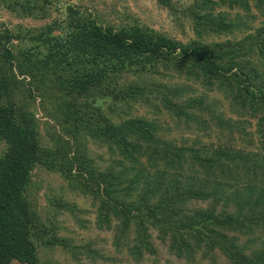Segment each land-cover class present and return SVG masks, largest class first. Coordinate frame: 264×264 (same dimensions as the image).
Returning a JSON list of instances; mask_svg holds the SVG:
<instances>
[{"label": "trees", "instance_id": "16d2710c", "mask_svg": "<svg viewBox=\"0 0 264 264\" xmlns=\"http://www.w3.org/2000/svg\"><path fill=\"white\" fill-rule=\"evenodd\" d=\"M154 1L172 22L179 15L188 20L195 38L182 43L136 21L102 25L54 0L59 16L42 27L12 31L0 22V264H42L38 247H66L27 200L35 166L97 202L96 227L112 230L114 246L124 245L135 262L155 253L152 229L170 254L188 262L196 252L206 258L216 250L229 264H264V242L258 249L238 242L240 235L264 236V0H191L181 9ZM13 5L41 19L52 3L15 0L5 8L12 13ZM234 10L243 15L232 16ZM221 36L231 38L202 42ZM127 76L134 79L125 82ZM172 76L221 93L255 121L257 144L243 140L245 151L218 140L177 145L159 136L153 121L126 116L113 124L105 114L150 99L186 126L205 130V113L219 128L245 131L214 116L204 96L153 80ZM36 98L41 108L53 103L45 113L72 142L57 134L41 148L28 106ZM77 135L103 145L111 164L97 168ZM208 200L206 208H188Z\"/></svg>", "mask_w": 264, "mask_h": 264}, {"label": "rangeland", "instance_id": "374dc122", "mask_svg": "<svg viewBox=\"0 0 264 264\" xmlns=\"http://www.w3.org/2000/svg\"><path fill=\"white\" fill-rule=\"evenodd\" d=\"M52 5L46 11L44 18L38 19L25 17L21 14L18 7L10 13L5 7H10L15 0H0V21L9 30L26 31L30 28H39L53 21V18L59 16L53 10ZM59 6L66 4L76 6L86 14L95 16L102 25L122 26L136 21L138 25L148 29L158 31L169 37L186 43L194 39L191 25L183 16L179 15L176 23L172 22L169 12L158 6L154 0H54ZM173 6L181 9L191 0H171ZM232 16L241 17V11H230ZM262 21V20H261ZM260 21L254 23L258 26ZM229 37H209L203 39V43L221 41L230 39ZM15 44V42H13ZM157 83H163L168 86H183L191 91L187 96H204L206 102L211 105L213 115L220 116L223 120H230L236 123L238 127L242 125L244 130L233 129L229 132L227 128H219L205 113L200 114L201 119L207 123L205 130L197 129L196 124L186 126L182 121L171 117L162 107L159 101L150 100L149 104L138 102L131 104L129 109L118 108L114 113L105 112L113 124L120 122L126 116L141 117L153 121L159 126L161 135L177 145H191L193 140H197L201 145L214 146L211 143L215 140L224 143H230L234 148H241L243 140L248 141L250 145L257 144L254 131V120L238 114L231 108L228 100L218 91H206L196 84L184 80L183 78L172 76L171 78L158 79L153 77ZM131 76L125 77V82L132 81ZM27 101V100H25ZM28 106L33 111V120L38 133V142L41 148L50 145V139L53 135L59 134L64 140L68 137L59 133V127L45 112L53 111V103L45 100L42 108L39 106V99L30 101ZM43 109V110H42ZM246 132V133H245ZM77 143L80 149H85L88 157L94 162L97 168L102 170L110 163L109 153L103 145L90 141L86 135H77ZM1 147V145H0ZM1 149V148H0ZM255 150V151H254ZM245 151V150H244ZM252 152H257V146L252 148ZM30 185L26 191L27 200L31 202L32 207L39 212L40 218L47 227L51 226L55 236L65 241L66 247L59 245H50L45 248L38 247V257L42 264H229L223 255L214 250L206 258L202 257L201 252H196L192 262L179 259L168 252L167 243L160 241L155 230L149 229L150 242L155 249L153 255L144 253L143 257L135 262L125 250L124 245L118 247L113 243V231L97 228L95 225L97 217V202L79 190V188L69 185L62 180L58 173L44 169L42 166H35L31 171ZM210 201H191L188 208L199 209L206 208ZM210 207H214L213 205ZM208 207V208H210ZM220 205L214 207L219 211ZM114 224V223H112ZM232 235V234H231ZM230 235V236H231ZM237 235V234H236ZM235 235V236H236ZM133 233L130 231L128 241L132 240ZM253 240L252 244L249 241ZM240 244H247L248 249H258L264 242V236L255 232L250 236L240 235L238 237ZM248 253V251H246ZM16 264V263H15Z\"/></svg>", "mask_w": 264, "mask_h": 264}, {"label": "clouds", "instance_id": "9594fccd", "mask_svg": "<svg viewBox=\"0 0 264 264\" xmlns=\"http://www.w3.org/2000/svg\"><path fill=\"white\" fill-rule=\"evenodd\" d=\"M1 22V21H0Z\"/></svg>", "mask_w": 264, "mask_h": 264}]
</instances>
